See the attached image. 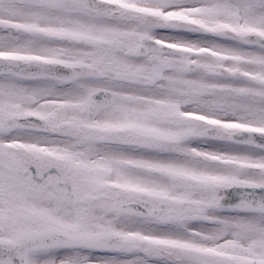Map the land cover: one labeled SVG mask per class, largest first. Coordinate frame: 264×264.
I'll list each match as a JSON object with an SVG mask.
<instances>
[{
    "label": "snow or ice",
    "instance_id": "6c2138e0",
    "mask_svg": "<svg viewBox=\"0 0 264 264\" xmlns=\"http://www.w3.org/2000/svg\"><path fill=\"white\" fill-rule=\"evenodd\" d=\"M0 264H264V0H0Z\"/></svg>",
    "mask_w": 264,
    "mask_h": 264
}]
</instances>
